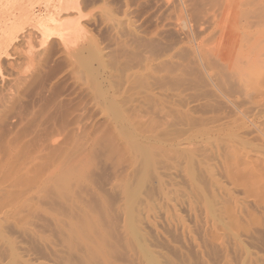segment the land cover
<instances>
[{
    "label": "bare ground",
    "instance_id": "bare-ground-1",
    "mask_svg": "<svg viewBox=\"0 0 264 264\" xmlns=\"http://www.w3.org/2000/svg\"><path fill=\"white\" fill-rule=\"evenodd\" d=\"M169 33L185 38L210 86L229 101L244 95L253 104L264 102V0H0V228L24 220L35 198L61 184L67 173L86 170L94 143L105 142L108 159L120 169L114 175L124 181L130 176L133 132L150 142L153 152L177 153L181 140L169 142L177 137L163 139L157 130L166 124L163 119L175 117L165 98L177 74L170 65L174 44L169 49L163 43ZM262 124L256 131L264 136ZM229 140L220 141L225 149ZM234 143L220 154L230 180L241 181L264 208V157L255 152L257 157L248 154L246 160L236 149L240 143ZM190 144L187 151L194 157L201 146ZM233 209L228 219L240 224L245 211L239 216V208ZM248 214L247 233L263 225L257 214Z\"/></svg>",
    "mask_w": 264,
    "mask_h": 264
},
{
    "label": "rangeland",
    "instance_id": "rangeland-1",
    "mask_svg": "<svg viewBox=\"0 0 264 264\" xmlns=\"http://www.w3.org/2000/svg\"><path fill=\"white\" fill-rule=\"evenodd\" d=\"M99 6L102 7V4ZM171 36L165 38L163 43L168 48L169 43L174 44L172 47L175 49L170 51L174 54L170 65L174 71L172 74H177L174 79L172 77L170 88L165 90V98L171 100V106L167 108L173 106L175 117H169V121L163 119L166 124L161 127L163 129L157 130H161L159 136L163 139L177 137L169 142L181 140L177 148L179 151H167L168 154L164 153V156L163 150L153 152L149 148L151 143L143 142L133 132L129 135L132 158L130 176L124 181L118 176L116 178L120 169L115 171L112 160L108 159L105 142L94 143L98 147L93 145L89 159L86 160V170L79 174L76 171L73 174L67 173L61 184L52 186L43 197L35 198L36 205L24 220H9L0 228V264H154L150 255L155 257L157 264H264V208L259 207L246 186L241 187V181L230 180L231 176L225 166L227 161L220 156L222 153L225 156L229 142L232 141L234 145L240 143L236 149L241 150L240 154L245 153L243 156L246 160L255 158L252 155L264 157V136L259 130L256 131L257 126L262 127L264 123V102L253 104L244 95H239L240 100L232 104L231 100L224 97L226 94L223 96L220 90L217 91L212 84L210 86L206 73H202L203 69L192 55L185 38L173 33ZM232 96L230 99L238 95ZM249 112H253L252 115ZM229 125L232 128L227 127ZM221 137L223 141L232 138L227 141L226 149V142H220ZM188 141H192V146H201L203 152L199 149L194 157L191 156L192 147L189 148ZM169 142L166 141V146L174 151ZM103 147H106L105 151ZM184 148L186 151H182ZM201 156L204 158L201 159ZM205 164L210 168H204ZM215 180L218 184L214 183ZM193 184L195 188H192ZM217 201L221 203L219 206ZM222 201L228 203L224 204L226 207ZM230 209L235 212L238 209L239 213L236 214L239 216L245 211L239 217L240 224L234 219V223L230 222ZM250 211L261 217L263 225L253 226L251 232L247 233L245 229L250 226L246 219ZM245 216L247 218H243Z\"/></svg>",
    "mask_w": 264,
    "mask_h": 264
}]
</instances>
